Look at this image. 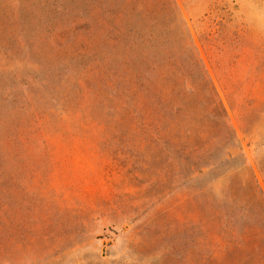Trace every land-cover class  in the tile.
<instances>
[{
  "label": "rangeland",
  "instance_id": "1",
  "mask_svg": "<svg viewBox=\"0 0 264 264\" xmlns=\"http://www.w3.org/2000/svg\"><path fill=\"white\" fill-rule=\"evenodd\" d=\"M170 5L214 88L189 85L181 113L155 94L191 70ZM153 24L167 48L122 44ZM134 72L147 102L119 96ZM253 179L264 194V0H0V264H242L243 241L264 252L254 205L232 202Z\"/></svg>",
  "mask_w": 264,
  "mask_h": 264
},
{
  "label": "trees",
  "instance_id": "2",
  "mask_svg": "<svg viewBox=\"0 0 264 264\" xmlns=\"http://www.w3.org/2000/svg\"><path fill=\"white\" fill-rule=\"evenodd\" d=\"M172 12H173V20L169 24V26H172V29L178 31L176 34V37L185 38V42L183 43V49L185 51L189 52V63L191 65V70H189L186 74H184L181 70L178 68H174L173 70V76L170 77L169 75L163 73L164 80H165V87L163 90L157 89L155 91V94L160 98L161 101L167 102V101H173L174 99L178 102H176V105L174 107L175 113H181L183 108L186 107V101L188 99V95L190 93V87L192 84H201L203 88L208 91L210 88L214 91L213 86L211 85L210 81L208 80L207 76L205 75L204 71L202 70V67L200 66L198 60L195 57L194 51L192 49V45L190 40H188V29L186 28L184 21L182 20L180 14L174 6L170 5ZM166 26H161L159 24H156L149 27H144L143 29L137 28L135 26L127 27L124 31V38L122 39V44L126 46L130 51L134 50L138 46H141V48L148 50V51H155L157 49H165L167 48V42L169 37L166 34ZM150 51V52H151ZM111 72H114L112 68H110ZM133 78L130 79L127 77V74L122 76V81L119 82L122 85V88H118L119 96L122 100H125V98L129 97V95L126 93L127 91L125 88L128 86L129 83H134L138 85L139 94L140 97L143 100H146L144 102H147L151 99L153 96L151 94V89L153 86V81L150 80L147 76H141L140 73H133ZM143 78V80H142ZM136 94L134 95L135 99ZM159 100V99H158ZM214 104V101L212 102ZM139 112H136V116H138ZM217 119L221 122L222 117L217 116ZM145 123V122H143ZM145 125H148L145 123ZM223 127L225 128V133L228 135V129L226 128V124L223 122ZM164 128L167 130L169 129V125L167 124L164 126ZM211 129V126L206 121V117H200L199 119L195 120V124L192 127H188L185 129V134L187 137L192 136L193 134L197 136H203L204 133L209 132ZM234 145V141H236V138L233 136L231 137ZM240 146H235L234 152H226L223 154L225 158H235L238 156ZM226 162V161H225ZM222 165L224 167V160L221 159L218 162L212 163V168H215L216 165ZM247 168L250 170L248 164H246V161H244L241 164H237L235 168H231L225 172L222 173V175L216 177L212 185L220 184L222 180L225 178L231 176L235 172L243 174L247 170ZM254 178V176H253ZM258 181L251 180V181H245L242 184L245 185L248 188L249 196L248 198L243 197L234 194L232 202L235 203V205L239 208L240 214L238 217L241 219L245 214L250 213L249 208L247 206V203H252L254 205V219L259 223L262 233L264 234V194L261 188L259 187ZM231 215H234L232 210L230 211ZM251 214V213H250ZM233 219L236 222V218H227L225 221V224L228 227H233L229 229V234H234L236 232L237 228H234ZM258 241H251L246 240L243 241L244 243V249L246 252L245 256L242 259V264H264V255L263 250L261 249V246H257ZM229 247L232 246V243L228 244ZM235 247V246H233ZM231 247V248H233ZM255 253L256 255L252 254Z\"/></svg>",
  "mask_w": 264,
  "mask_h": 264
}]
</instances>
